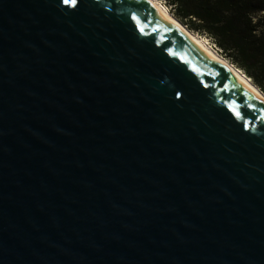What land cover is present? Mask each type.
<instances>
[{
  "label": "water",
  "instance_id": "obj_1",
  "mask_svg": "<svg viewBox=\"0 0 264 264\" xmlns=\"http://www.w3.org/2000/svg\"><path fill=\"white\" fill-rule=\"evenodd\" d=\"M0 264H264V106L140 0H0Z\"/></svg>",
  "mask_w": 264,
  "mask_h": 264
},
{
  "label": "trees",
  "instance_id": "obj_2",
  "mask_svg": "<svg viewBox=\"0 0 264 264\" xmlns=\"http://www.w3.org/2000/svg\"><path fill=\"white\" fill-rule=\"evenodd\" d=\"M264 94V0H158Z\"/></svg>",
  "mask_w": 264,
  "mask_h": 264
},
{
  "label": "bare ground",
  "instance_id": "obj_3",
  "mask_svg": "<svg viewBox=\"0 0 264 264\" xmlns=\"http://www.w3.org/2000/svg\"><path fill=\"white\" fill-rule=\"evenodd\" d=\"M147 8L153 11L167 25H169L181 37L193 45L204 57L214 63L228 77L235 81L241 89L256 99L264 106V94L255 88L250 81L240 73L234 66L225 61L216 54L207 43L193 32L189 31L183 24L175 19L159 1L157 0H140Z\"/></svg>",
  "mask_w": 264,
  "mask_h": 264
},
{
  "label": "rangeland",
  "instance_id": "obj_4",
  "mask_svg": "<svg viewBox=\"0 0 264 264\" xmlns=\"http://www.w3.org/2000/svg\"><path fill=\"white\" fill-rule=\"evenodd\" d=\"M158 1V0H157ZM159 3H161L164 7H166V9H167V11L169 12V9L167 8V6L164 4V3H162V2H160L159 1ZM170 13V12H169ZM194 34H196V33H194ZM197 35V34H196ZM197 36H200V35H197ZM201 37V36H200ZM201 38H203V40L207 43V45L216 53V54H218L217 53V51H216V48H215V46L212 44V42L209 40V38H207V37H204V36H202ZM219 55V54H218Z\"/></svg>",
  "mask_w": 264,
  "mask_h": 264
},
{
  "label": "snow or ice",
  "instance_id": "obj_5",
  "mask_svg": "<svg viewBox=\"0 0 264 264\" xmlns=\"http://www.w3.org/2000/svg\"><path fill=\"white\" fill-rule=\"evenodd\" d=\"M67 2H68V0H65V3H67ZM72 2L75 3V0H72Z\"/></svg>",
  "mask_w": 264,
  "mask_h": 264
}]
</instances>
